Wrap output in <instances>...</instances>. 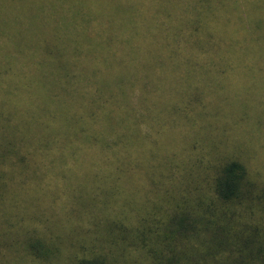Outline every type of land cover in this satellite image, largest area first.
Returning <instances> with one entry per match:
<instances>
[{"label": "trees", "instance_id": "obj_1", "mask_svg": "<svg viewBox=\"0 0 264 264\" xmlns=\"http://www.w3.org/2000/svg\"><path fill=\"white\" fill-rule=\"evenodd\" d=\"M224 19L225 32L234 34L237 19ZM238 28V35L242 29L252 34L247 26ZM252 29L262 32L248 39L246 51L181 58H190L184 62L189 67L221 68L216 85L225 88L233 77L224 72L264 66V25ZM67 50L48 54L43 66L35 55L0 50V232L23 256L42 262L264 264V183H257L261 170L251 169L248 153L237 144L231 154L228 142L218 148L195 141L182 169L164 171L168 179L176 174L175 186L152 187L154 194L139 197L127 184L129 163L139 169L134 154L148 163L154 159L148 151H155L145 149L155 135L140 120L141 104L161 103L146 99L143 71L102 68L86 53ZM248 84L252 88V78ZM175 87L170 101L177 103L178 80ZM200 98H191L194 106L184 118L207 111L208 105L198 111ZM174 117L183 119L177 112Z\"/></svg>", "mask_w": 264, "mask_h": 264}, {"label": "rangeland", "instance_id": "obj_2", "mask_svg": "<svg viewBox=\"0 0 264 264\" xmlns=\"http://www.w3.org/2000/svg\"><path fill=\"white\" fill-rule=\"evenodd\" d=\"M216 2L0 0V44H8L0 50L14 54L21 50V54L35 55L36 63L43 66L48 61V54L58 57L68 45V52L86 53V58L93 59L102 68L143 71L149 81L146 99L155 96L161 105L154 103L147 109L143 107L144 102L141 104L145 111L140 120L146 125L148 123L155 135L145 149L152 147L155 151H148L147 156L154 155L152 162L148 163L141 160L140 152L134 154L136 162L140 159V165L136 164L139 169H134V164L129 163L132 170L127 184L139 197L154 194L152 187L154 192L174 187L178 181L176 174L168 179L163 175L164 171L170 169L173 172L175 167L182 169L187 157L193 153L189 149L195 141L211 142L218 148L228 142L230 149L227 152L231 154L234 152L231 149L237 144L241 151L248 153L251 169L258 165L261 172L258 171L260 180L258 178L257 183L261 184L264 183V137L261 138L264 66L224 72L222 75H231L233 81L222 88L216 85L222 83L221 68L189 67L184 62L190 58H181L195 52L221 55L223 52L246 51L248 39L262 32L252 27L264 25V15H260L264 10V0H224V4L221 0L219 5H215ZM230 15L235 19L237 15L242 17L236 20L238 25L233 26L234 34L224 30V18ZM246 26L252 34H246L242 29L238 35V27ZM19 40H23V45L18 48ZM192 72L198 74L191 76ZM193 78H197L199 87L187 90L188 84L196 85L191 82ZM251 78L252 88L251 84L244 85ZM177 80L182 100L179 102L177 99L174 103L170 100L175 98ZM196 94L202 99V104L197 106L198 111L208 105L207 111H201V116L196 114L192 119L184 118L193 108L191 98ZM176 112L183 118L178 119V124L174 117ZM138 126L145 131L144 125L140 123ZM219 131L225 134H217ZM224 136H228V141ZM238 139L240 142L236 143ZM127 145L131 150L135 149L131 138ZM151 178L152 183L149 181ZM59 181L61 183L63 178ZM64 198L61 195L57 204H62ZM11 241L9 235L0 232V264H65L64 260L42 262L23 256L19 245Z\"/></svg>", "mask_w": 264, "mask_h": 264}]
</instances>
